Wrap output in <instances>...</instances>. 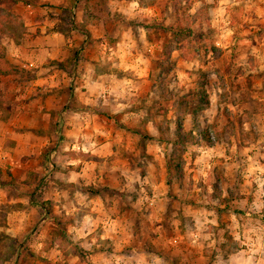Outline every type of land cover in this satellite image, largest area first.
<instances>
[{
  "label": "clouds",
  "instance_id": "clouds-1",
  "mask_svg": "<svg viewBox=\"0 0 264 264\" xmlns=\"http://www.w3.org/2000/svg\"><path fill=\"white\" fill-rule=\"evenodd\" d=\"M0 264H264V0H0Z\"/></svg>",
  "mask_w": 264,
  "mask_h": 264
}]
</instances>
